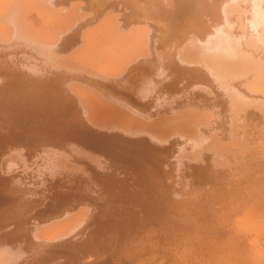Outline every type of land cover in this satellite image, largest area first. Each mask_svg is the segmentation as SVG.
Returning a JSON list of instances; mask_svg holds the SVG:
<instances>
[{
    "label": "bare ground",
    "instance_id": "obj_1",
    "mask_svg": "<svg viewBox=\"0 0 264 264\" xmlns=\"http://www.w3.org/2000/svg\"><path fill=\"white\" fill-rule=\"evenodd\" d=\"M0 264H264V0H0Z\"/></svg>",
    "mask_w": 264,
    "mask_h": 264
}]
</instances>
